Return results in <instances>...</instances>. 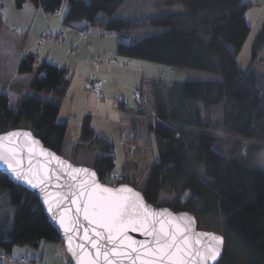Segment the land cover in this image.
Here are the masks:
<instances>
[{"label": "trees", "instance_id": "1", "mask_svg": "<svg viewBox=\"0 0 264 264\" xmlns=\"http://www.w3.org/2000/svg\"><path fill=\"white\" fill-rule=\"evenodd\" d=\"M24 1L16 0L17 6ZM124 1L30 0L49 14L58 13L66 5L64 25L82 22L116 33V56L218 77L195 82L142 79L136 88L139 100H132L137 105L152 102L155 118L173 123L148 125L159 161L150 168L141 193L156 206L161 194H173V202L164 206L193 217L198 229L222 235L224 252L218 264H264V173L248 166L238 144L223 156L214 149L218 137L199 132L210 129L253 139L256 146L264 144V75L244 71L237 60L250 33L245 18L250 5L244 0H166L154 2V6H182L183 11H162L158 16L139 19L113 18ZM261 22L252 48L253 59L264 45V17ZM140 26L167 30L124 44L123 38ZM47 40L61 42L57 37L45 36ZM35 55L22 57L16 72L30 75V90L40 94H22L13 106L0 91V135L22 127L44 147L63 156L66 125L57 119L71 73L69 77L67 68L46 60L34 71ZM94 61L89 62L98 67V61ZM41 92L56 99L46 100L40 97ZM125 103L116 105L125 109ZM138 111L144 113L143 109ZM216 112L220 117L214 121ZM99 139L85 118L69 161L84 160L83 165L92 168L102 183L114 185L109 182L116 165L113 145L105 138ZM92 141L99 145H90ZM200 169L208 181L200 176ZM125 176L130 177L128 170L123 171L118 183L135 188L134 178ZM186 191L189 195L182 201ZM13 208L14 220L8 227L6 215ZM40 242L62 247L36 196L0 173V250L9 252L14 246L37 248Z\"/></svg>", "mask_w": 264, "mask_h": 264}, {"label": "rangeland", "instance_id": "2", "mask_svg": "<svg viewBox=\"0 0 264 264\" xmlns=\"http://www.w3.org/2000/svg\"><path fill=\"white\" fill-rule=\"evenodd\" d=\"M27 1L30 2V0ZM164 1L166 0H125L112 17L115 19H139L158 16L162 14V11L167 13H173L174 10L176 12L183 11L182 6H175V8L173 5L166 6L163 4H160L158 7L154 6V2L161 3ZM244 1L246 4L250 5L245 14L247 24L250 28V33L246 38L241 51L237 55V60L240 67L244 71L254 72L257 75H264V45L258 52L255 59H253L252 54L255 38L260 29L259 23H262L261 20L264 17V0ZM24 2L22 3L21 7H18L16 0H0L2 22L7 26H4L2 31L0 29V36L2 35V38L9 42V44L5 43V45H3V50L0 54V91L2 94H6L9 97L10 104L13 106L16 104L17 100L22 94H40L30 90V81L26 86L25 84L19 85L24 81L17 74V66L14 64V57L16 54H18L19 50H22V57H24L28 54L25 52V50L28 48H33L34 46H39L40 54L42 56L37 57V55H35V63H37L35 65L36 69L41 62L47 60L45 57L48 53L52 59L56 60V62H64V65L67 67L70 66L69 68L72 71L73 69L77 71L79 65L82 63L81 60L77 61L76 58L70 57L67 54L65 55L64 51H68V49L65 47L62 48L64 50L62 51L58 48H54L51 45V42L44 44L37 42L40 36V31H38L36 27L31 26L32 13L27 8V5L30 4L29 2ZM63 8L67 10V6L63 5L58 12L59 15H61L64 11ZM57 23L58 22L54 19L50 24L52 26L56 25ZM90 28L93 30L92 34L86 38H79V41L83 40L86 42V39L88 42L102 41V43L105 45V48H98V52L99 54L102 52V56L106 58V56L109 55V49L112 48L115 40L117 39V34L114 32L105 31V29L97 26ZM12 29H14L17 33ZM72 29L78 35L77 31H79L81 28L75 26L72 27ZM166 30V28H154L151 26L136 27L131 30L129 37L123 38L122 42L128 45L135 40H140L147 36L162 34ZM3 32H8L10 34L9 36H3ZM99 33H104V36L98 35L96 37V35ZM59 36L62 35L59 34ZM29 53L37 54L36 51ZM120 58L127 60V58ZM65 59H67L68 62H65ZM85 60L87 59H84V61ZM153 65L160 67L159 70L154 72V74L148 71L146 72V70H144V73H141L138 71V68H136L135 74L130 73L127 75L126 78H124V82L126 84H132L135 87H139L141 81L152 78L155 80H164L165 82L213 81L218 79V77L213 74L167 68L158 64ZM95 70H97L96 66H92L91 63L88 65V61H85V63L80 69H78L76 73L73 72L72 79L76 87L73 88V86H70L65 96L60 99V117L58 116L59 118L57 121L66 125L62 157L72 160L71 153L73 149L76 148V145L80 140V129L82 122L88 117V120L91 119V127L94 130L96 136L101 138L99 140H104L103 138H105L113 145V153L116 162L114 173H120L122 175L124 170H128L130 177L132 176L134 178L132 182H134L135 189L139 192H142L150 168L159 161L154 134L153 131L148 129V125H159L158 123H160L163 126H172L173 123L169 121L157 120L153 114L152 102L145 101L143 104L137 105L138 103L132 100L133 90H131L128 94L122 91L121 85L119 84L123 78L120 75H111V79L113 81L111 97L107 95L105 91L103 93L104 97L100 96L95 92L94 85L99 80L92 77H88L86 79L85 75L86 73H90V75H92L93 71ZM68 74L70 77V71ZM158 74L164 76L160 77ZM85 80L86 85L90 84L88 86L90 91L85 90L84 88ZM13 90H18L19 92L15 95ZM118 95L120 97L126 98L127 105L124 107L125 109H120L115 104V97ZM40 97L46 100L56 99V97L46 92H41ZM108 100H110L109 104ZM138 108L143 109L144 113L139 112ZM219 117V113L216 112L213 115V120L216 121L219 119ZM64 119L65 122L63 121ZM110 124H113V127ZM199 132L217 136L219 143L218 146L214 147V149L223 156H228L231 147L238 144L240 147V156L246 161L248 166L264 173V144L256 146L257 143L253 139L241 136H232L210 129H199ZM98 133H100V135ZM95 143L97 142L92 141V144L90 145H99ZM87 152L89 153L90 151ZM88 153L85 152V154ZM83 161L80 158L75 160L73 159L75 165H83ZM111 174H113V172ZM199 174L200 176L204 177L206 181H208V179L203 174V169L199 170ZM130 177L125 176L124 178L127 179ZM188 195L189 192L186 191L181 200H185ZM174 199L175 197L173 194H161L158 198L157 205L164 206V204L173 202ZM14 214L15 209L13 208L8 212V215H6L9 219L8 227L11 226L14 220ZM59 247L63 248L61 246ZM14 249L16 251L14 250V253L10 257L14 261L13 264H19L18 261L20 258L27 260V258L31 256L25 254V252L29 254L35 248H31L29 246H15ZM20 249H22V252ZM61 252L63 253V256L65 255L64 258L66 257L68 260H70L65 253L64 248L61 250ZM0 255L4 256L3 250H0ZM6 261L7 258H0V262L2 264H6ZM28 262L30 261L28 260Z\"/></svg>", "mask_w": 264, "mask_h": 264}, {"label": "snow or ice", "instance_id": "3", "mask_svg": "<svg viewBox=\"0 0 264 264\" xmlns=\"http://www.w3.org/2000/svg\"><path fill=\"white\" fill-rule=\"evenodd\" d=\"M14 135L18 134H9ZM3 139L0 138V162L7 165L17 180L25 181L32 188L44 185L42 171L31 167L25 171L17 157V147H3ZM51 159L57 158L53 156ZM68 167L71 168L70 165ZM73 172L87 170L71 169L68 174L72 176ZM94 176L93 173L91 183L77 181L76 184H66L67 193L62 197L58 193L54 203L47 198V187H41L46 194L44 202L49 205L54 219L57 213L53 209L61 208L62 200L70 199L76 209L74 217L67 214L70 209H65L59 222L65 233L83 228L80 239L84 242H77L79 253L72 247L74 237L67 236L69 251L77 264H206L219 255L220 249L216 245L222 241L211 234H197L195 244L201 246L194 247L189 235L192 222L186 216L177 219L171 217L167 210L154 212L131 188L109 189L97 183ZM72 179L76 180V177L72 176ZM81 217L86 223H81ZM180 220H185L186 224H181ZM129 230L152 239L131 240L127 236ZM201 237H207L209 242L203 243Z\"/></svg>", "mask_w": 264, "mask_h": 264}, {"label": "water", "instance_id": "4", "mask_svg": "<svg viewBox=\"0 0 264 264\" xmlns=\"http://www.w3.org/2000/svg\"><path fill=\"white\" fill-rule=\"evenodd\" d=\"M10 133H16L18 135L9 136ZM27 134V136L25 135ZM0 138H4L2 141L3 147L8 146H15L17 147V157L21 161V167L27 171L30 167L37 171H42L43 175L45 176V184L38 186L36 188H32L30 185H28L23 180H17L15 176L12 174V172L8 169L7 165L0 162V173L3 174L8 178V180L16 185L20 186L24 190L36 195V198L39 200L43 212L47 217L48 222L50 225L54 228L57 235L59 236V239L62 243V246L64 248V251L69 256L72 264H77V260L73 257L72 253L69 251L68 246V240L67 236L71 235L74 237L72 247L79 253L80 249L77 248V242L83 243L84 241L80 239V237L83 235V228H80L78 231H73L69 233H65L64 229L60 226L59 218L60 215L65 212V209H70V211L67 212L69 216L74 217L76 215V209L71 204V200H62V207L61 208H54L53 210L57 213V217L54 219L52 212L49 211V205L45 204L44 200L46 198L45 192L41 191V187H47V198L49 199L50 203H54L55 199H57V194L59 193L61 197L63 194L67 193V187L66 184H76L77 181H87L88 183H91L93 177L92 174L94 173V179L97 183H99L101 186L109 188V189H118L121 187H128L131 188L134 192L138 193L144 203L150 207L154 212L160 213L167 210V213L171 215V217L174 218H180L182 216H186L192 223H191V231L189 235L193 239L194 247H200L201 245L195 244V238L197 234H211L214 237L220 238L222 243L216 245L219 247L220 252L219 255L215 260H208L206 264H218V262L221 260L223 252H224V238L222 235L203 231L198 229L196 220L185 214V213H175L172 211L169 207H158L154 206L150 203H148L141 192L137 191L135 188L129 186V185H118L116 187H112L106 184H103L98 179V176L96 172L89 167L86 166H79L74 165L67 159L63 158L62 156L58 155L57 153L53 152L52 150L44 147V145L40 142L38 138H36L31 131L27 129H15L12 131H9L7 133H4L0 135ZM31 149V151L29 150ZM46 153V155L44 154ZM56 157L57 159H51V157ZM31 161V163H30ZM63 162V165L60 163ZM71 166L69 168L68 166ZM71 169H86L87 172H79V173H72V176L76 177V180L72 179V176H70L68 173L71 172ZM181 224H186L185 220L179 221ZM81 223H86L82 220L81 217ZM127 236L131 238V240L134 241H143V240H151V237H147L144 235H141L139 232L129 230L127 233ZM201 240L203 243H208L207 237H201ZM212 243H215V241H212ZM90 248V245L87 246ZM94 254V253H93ZM127 264V262H125Z\"/></svg>", "mask_w": 264, "mask_h": 264}, {"label": "crops", "instance_id": "5", "mask_svg": "<svg viewBox=\"0 0 264 264\" xmlns=\"http://www.w3.org/2000/svg\"><path fill=\"white\" fill-rule=\"evenodd\" d=\"M29 2V1H25L24 3ZM30 5H27L28 10L32 13V17H31V26H34L38 29V31H40V36L38 38V43L39 39L42 35H44L46 32H52L54 35H59L61 34V42L60 44H57L55 41L53 40H47L44 43L47 42H51V45L54 48H58L62 51H64L62 48L65 47L66 49H68V51H64L65 55L67 54L70 57H74L76 58L77 61H82V63L79 65L78 69H80L82 67V65L85 63V61H88V65H90L91 59L96 58L99 65L97 67V70L93 71L92 75H90V73H86V79L88 77H92L95 79H98L101 83H102V90L103 93L104 91L106 92L107 95H109L111 97V92H112V86H113V81L111 79V75H120L122 76V81H120L121 83L118 84L121 85L122 91L125 92L126 94H128L131 90L136 89L137 87L133 86L132 84H126L124 81V78H126L127 75H129L130 73L135 74L136 68H138V71H140L141 73H144V70H146V72H151L152 74H154V72L156 70H159L160 67H156V65L150 64V63H144L143 61H139V60H124L121 59L120 57H117L116 54L114 53V47L115 44L117 42V40H115L114 45L112 46L111 49H109V55L105 57L102 56V52L99 54L98 52V48H105V45L102 43V41H94V42H88L86 39V42L81 40L79 41V38L77 36V34L74 32V30L72 29V27H87V25L85 23H77V24H72L70 26L64 25L63 23V18L64 15L66 13V10L64 9V11L62 12L61 15H59V13L53 15L52 17H50L49 21L46 22L43 18V11L40 7L35 6L32 2H29ZM61 12V11H60ZM56 20L58 23L56 25H52L51 26V21ZM35 24V25H34ZM4 26H6L3 22H2V18H1V12H0V29L2 31V29L4 28ZM7 27V26H6ZM90 29V34L88 36H90L93 32V30L88 27ZM14 32H16L14 29H12ZM17 33V32H16ZM3 36H9L10 33L8 32H3L2 33ZM98 35H103L104 33H99L96 35V37ZM78 38V39H76ZM3 41V42H2ZM9 44L8 41H5L4 38H2V35L0 36V54L2 52V47L3 45ZM43 43V44H44ZM85 44V45H84ZM51 46V47H52ZM89 46L93 47V51L89 52ZM88 47V50H87ZM32 51H36V55L37 57H41L42 55L40 54V50H39V46H34L33 48H28L27 50H25V52L29 53ZM22 50L18 51V54H16V56L14 57V64L17 66L18 62H20L19 60L22 58ZM115 55V56H114ZM47 60L51 63H53L54 65H57L58 67L61 68H68L70 66H66L64 65V62L58 63L56 62V60L52 59L51 56L49 55V53L46 55ZM119 58V59H117ZM84 59H87L84 61ZM111 59L114 60L116 63H118V65L114 66V65H110L107 63V60ZM65 62H68L67 59H65ZM77 69V71H78ZM36 70V68H34V71ZM70 73H71V81H70V86L73 88L76 87L74 81H73V72L76 73L77 71H75L73 69V71L69 68ZM137 71V72H138ZM21 77L22 80H24L22 82V84L19 85H23L25 84V86L28 84L29 79H30V75H19ZM143 76V75H142ZM119 81V80H118ZM69 86V87H70ZM14 94L16 95L19 91L18 90H13ZM110 100H108V104H109ZM129 108V106H128ZM59 117H60V113H59ZM58 117V118H59ZM65 122V119L63 120ZM91 121V119H90ZM91 124V123H90ZM113 127V124H110ZM100 135V133H98ZM15 246L10 250L11 255L14 253V249ZM63 248H60L58 244L55 243H49V242H40L39 246L37 248H35L34 250L31 251V253H27L25 252V254L27 255H31L29 256V258H27V260L24 259L23 263H19V264H68L69 260L64 256L63 253L61 252ZM19 250V249H18ZM22 252V249H20ZM4 251V250H3ZM16 251V250H15ZM6 251H4V256H2L1 258H7L5 256ZM9 253V252H8ZM10 255V256H11ZM31 257V258H30ZM23 259V258H20ZM19 259V260H20ZM28 260L30 262H28ZM13 260L11 259V257L6 261V264H13ZM19 262V261H18ZM0 264H2L0 262Z\"/></svg>", "mask_w": 264, "mask_h": 264}, {"label": "built area", "instance_id": "6", "mask_svg": "<svg viewBox=\"0 0 264 264\" xmlns=\"http://www.w3.org/2000/svg\"><path fill=\"white\" fill-rule=\"evenodd\" d=\"M46 19H47V16H46ZM79 34H80V35H84L85 33H84V32H80ZM40 40L43 41V40H44V36L41 37ZM89 85H90V84H87L86 87L89 88V87H88ZM94 85H95V91H100V89H101V84H100L99 82H96ZM117 101H118V102H122V101H123V97H119V98L117 99Z\"/></svg>", "mask_w": 264, "mask_h": 264}, {"label": "bare ground", "instance_id": "7", "mask_svg": "<svg viewBox=\"0 0 264 264\" xmlns=\"http://www.w3.org/2000/svg\"><path fill=\"white\" fill-rule=\"evenodd\" d=\"M36 196V195H35ZM38 200V199H37ZM38 202H39V200H38ZM39 204H40V202H39ZM40 206H41V204H40ZM41 208H42V206H41ZM61 245H62V243H61ZM63 247V246H62ZM10 255H11V253H10V251H9V253L8 252H6L5 253V256L9 259L10 258ZM2 256L0 255V258H1ZM19 263V262H18Z\"/></svg>", "mask_w": 264, "mask_h": 264}]
</instances>
